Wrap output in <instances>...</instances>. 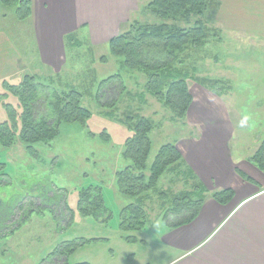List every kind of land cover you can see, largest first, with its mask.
Listing matches in <instances>:
<instances>
[{
    "label": "rangeland",
    "instance_id": "1",
    "mask_svg": "<svg viewBox=\"0 0 264 264\" xmlns=\"http://www.w3.org/2000/svg\"><path fill=\"white\" fill-rule=\"evenodd\" d=\"M149 2L140 0V6L139 3L137 5L140 10L133 13L132 20L121 30L129 28L134 21L161 25L164 22L162 19L145 10ZM242 2L237 0V5L242 6ZM4 9L0 4V31H11L9 34L14 42L10 40L6 47L11 48L14 57L18 54V72L23 73L14 78L8 77L9 82H19L30 74L38 76L41 83L53 89L78 90L84 94L83 106L92 115L86 127L79 123L63 124L59 135L50 144L37 145L38 157L31 156L19 142L13 148L3 149L1 160L5 166L0 173V264H60L65 258L61 261L57 256L49 259L50 255L67 242L81 240L86 243L76 247L67 264H160L162 249L155 242H158L161 229L165 226L162 221L164 212L174 208L172 201L175 194H168L165 201L153 194L155 204L150 206L153 211H148V223L144 229L126 233L120 226L121 212L133 201L118 193L116 173L131 164L123 157L126 139L131 135L129 117H146L154 123L155 129L150 135V166L163 146L175 145L182 138H187L183 137L187 135L186 123L172 121V113L146 91L147 74L125 69L123 60L112 56L109 43L94 47L84 36V40H69L67 63L58 74L49 67L41 66L37 47L26 35L28 24L17 21L15 8ZM247 10L251 12L250 7ZM220 13L218 8L206 19L210 28L220 31L217 42L211 41L209 46L193 53L192 60L187 62L190 68L196 67L199 78L222 81L223 86L224 83L228 86L225 90L227 93L234 89V93L229 95L233 96L232 105L253 109V105L260 101L253 99L254 93L258 86L263 85L256 78L264 73L263 41L251 36L258 31H243L246 35L226 31L218 21ZM3 14L8 15L7 23L12 22L13 29L5 28ZM252 16L258 17L248 14L245 18ZM222 48L226 52H222ZM227 52L230 57L224 58ZM103 58L107 61L103 62ZM219 59L223 62L219 63ZM12 71L7 69L5 73ZM231 71L237 78H227ZM116 75L122 77L117 81L124 84V89L121 90L117 83H111L100 92L99 85ZM199 82L203 83L201 80ZM188 83L191 90L195 86L206 90L195 80L189 79ZM2 103L0 101L1 120L7 117ZM240 130L249 132L241 139L250 143L258 134L264 136V124L252 125L250 131ZM180 178L186 181L184 186L187 187L174 190L176 193L192 192L195 189L191 188L192 182L199 188L183 166L164 177L161 185L168 189L171 179ZM90 186L102 187L104 202L111 215L108 221L102 222V217L80 213V194ZM194 194L192 196L195 198ZM127 236L135 239L128 240Z\"/></svg>",
    "mask_w": 264,
    "mask_h": 264
},
{
    "label": "crops",
    "instance_id": "2",
    "mask_svg": "<svg viewBox=\"0 0 264 264\" xmlns=\"http://www.w3.org/2000/svg\"><path fill=\"white\" fill-rule=\"evenodd\" d=\"M28 1L32 4V15L21 23L28 24L26 35L37 47L40 65L51 68L55 74L67 63L69 40L84 36L94 47H103L140 10L137 7L140 0ZM213 1L219 2L218 21L226 31L244 35L243 31H258L251 36H257L264 44V0H242V6L237 5V0ZM248 14L258 17L246 19ZM2 20L5 28L13 29V23H7V14H3ZM9 33L0 31L1 82L23 74L18 72V54L14 57L11 48L6 47L13 41ZM227 54L224 58L230 57ZM7 69L14 71L6 74ZM231 72L227 78H237ZM256 78L263 85L254 93L253 99L260 101L253 109L231 104L233 96L229 95L234 89L217 96L210 90L197 86L191 90L189 86L194 101L186 121H180L186 123L187 135L183 137L187 138L175 145L183 155V167L202 185L198 190L199 193L204 190L206 198L199 217L189 225L170 229L162 219L165 226L155 242L162 249L160 264H264V172L251 160L264 136L258 134L250 143L241 139L249 132L240 130L250 131L252 125L264 124V73ZM184 188L182 184L175 190ZM226 189H233L235 196L230 204L221 205L212 195Z\"/></svg>",
    "mask_w": 264,
    "mask_h": 264
},
{
    "label": "trees",
    "instance_id": "3",
    "mask_svg": "<svg viewBox=\"0 0 264 264\" xmlns=\"http://www.w3.org/2000/svg\"><path fill=\"white\" fill-rule=\"evenodd\" d=\"M0 3L15 8L19 22L28 20L32 15V4L28 0H0ZM218 7L219 2L213 0H150L145 10L164 22L151 25L134 21L109 42L112 56L122 59L125 69L147 74L146 91L172 113V121H185L194 101L189 79L198 83L203 81L200 83L203 87L217 94L227 90L228 86L225 83L223 86L220 80L199 78L196 67L190 68L187 62L192 60L193 53L206 48L211 41L217 42L220 31L210 28L206 19ZM102 61L107 60L103 58ZM121 78L116 75L103 81L99 85L100 92L111 83L119 84L117 86L123 90L124 84L117 81ZM83 100L84 94L80 91L53 89L41 83L36 75L27 74L18 83L2 82L0 101L7 117L0 119V173L5 166L1 160L3 149L13 148L19 142L31 156L38 157L37 145L50 144L59 135L63 124L79 123L86 127L92 114L83 106ZM129 121L131 135L126 139L123 157L131 164L116 173V180L118 193L133 202L128 203L121 212V229L126 233L144 229L148 223V211L152 210L150 206L155 204L153 194L163 201L168 194H175L172 201L174 208L164 212L163 221L168 228L191 224L199 217L205 202V191L199 193L198 190L203 188L202 185L198 184L199 188L194 186L192 192L176 193L175 188L186 183L180 178L171 179V186L165 189L161 181L183 166L182 153L176 145H165L150 166V135L155 129L154 123L140 116L129 117ZM251 160L264 172V141ZM212 196L219 204L228 205L235 193L233 189H226L216 191ZM78 206L80 213L102 217V222L111 218L100 186L84 189ZM127 239L135 238L127 236ZM85 243L84 240L67 242L59 246L49 259L53 256L60 261L65 258L63 263L67 264L76 247Z\"/></svg>",
    "mask_w": 264,
    "mask_h": 264
}]
</instances>
